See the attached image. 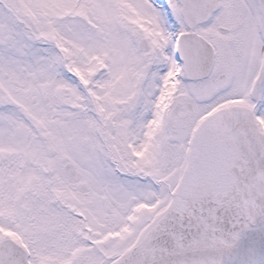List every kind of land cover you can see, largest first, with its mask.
I'll return each instance as SVG.
<instances>
[{"label":"snow or ice","instance_id":"obj_1","mask_svg":"<svg viewBox=\"0 0 264 264\" xmlns=\"http://www.w3.org/2000/svg\"><path fill=\"white\" fill-rule=\"evenodd\" d=\"M0 264H264V0H0Z\"/></svg>","mask_w":264,"mask_h":264}]
</instances>
